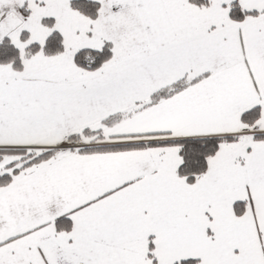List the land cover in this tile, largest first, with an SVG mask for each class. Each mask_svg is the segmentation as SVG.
Listing matches in <instances>:
<instances>
[{"label":"snow or ice","instance_id":"snow-or-ice-1","mask_svg":"<svg viewBox=\"0 0 264 264\" xmlns=\"http://www.w3.org/2000/svg\"><path fill=\"white\" fill-rule=\"evenodd\" d=\"M0 264H264V0H0Z\"/></svg>","mask_w":264,"mask_h":264}]
</instances>
